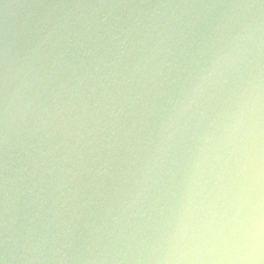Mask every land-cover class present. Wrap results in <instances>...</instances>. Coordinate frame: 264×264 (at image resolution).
Wrapping results in <instances>:
<instances>
[{
  "label": "clouds",
  "instance_id": "9594fccd",
  "mask_svg": "<svg viewBox=\"0 0 264 264\" xmlns=\"http://www.w3.org/2000/svg\"><path fill=\"white\" fill-rule=\"evenodd\" d=\"M0 264H264V0H0Z\"/></svg>",
  "mask_w": 264,
  "mask_h": 264
}]
</instances>
